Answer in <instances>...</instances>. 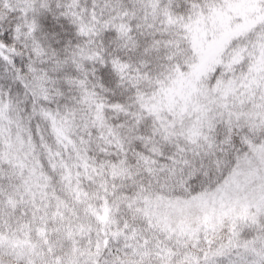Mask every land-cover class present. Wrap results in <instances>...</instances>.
Instances as JSON below:
<instances>
[{"label": "snow or ice", "instance_id": "1", "mask_svg": "<svg viewBox=\"0 0 264 264\" xmlns=\"http://www.w3.org/2000/svg\"><path fill=\"white\" fill-rule=\"evenodd\" d=\"M0 264H264V0H0Z\"/></svg>", "mask_w": 264, "mask_h": 264}]
</instances>
